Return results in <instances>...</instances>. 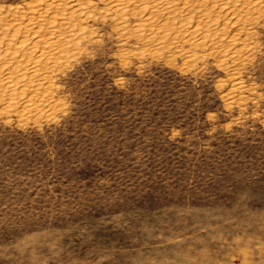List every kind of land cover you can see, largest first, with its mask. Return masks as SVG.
<instances>
[{"label":"rangeland","instance_id":"374dc122","mask_svg":"<svg viewBox=\"0 0 264 264\" xmlns=\"http://www.w3.org/2000/svg\"><path fill=\"white\" fill-rule=\"evenodd\" d=\"M0 264H264V0H0Z\"/></svg>","mask_w":264,"mask_h":264}]
</instances>
